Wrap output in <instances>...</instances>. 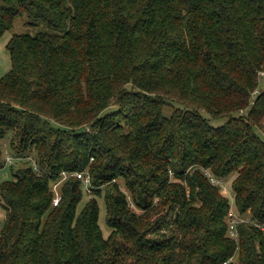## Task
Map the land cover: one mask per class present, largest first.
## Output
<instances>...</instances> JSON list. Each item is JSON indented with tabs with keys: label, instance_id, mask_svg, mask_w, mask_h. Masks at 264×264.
<instances>
[{
	"label": "trees",
	"instance_id": "16d2710c",
	"mask_svg": "<svg viewBox=\"0 0 264 264\" xmlns=\"http://www.w3.org/2000/svg\"><path fill=\"white\" fill-rule=\"evenodd\" d=\"M23 15L0 141L40 173L0 183V264H264V0H0V35Z\"/></svg>",
	"mask_w": 264,
	"mask_h": 264
},
{
	"label": "rangeland",
	"instance_id": "374dc122",
	"mask_svg": "<svg viewBox=\"0 0 264 264\" xmlns=\"http://www.w3.org/2000/svg\"><path fill=\"white\" fill-rule=\"evenodd\" d=\"M26 22V17L25 15L23 16H18L15 18L13 25L10 29L6 30L2 35H0V78H2L10 69L11 66V62H10V58H9V54L5 48L6 43L8 42V40L11 38V36L13 34H18V33H23V32H32L31 30H29L31 27L28 26L27 24H25ZM259 78L261 80V83L259 84V89H262L264 84V73L259 75ZM213 123L215 125L221 124L222 121L220 120H215L213 121ZM256 134L262 139L264 140V120L262 121L261 124V128H254ZM11 132H8L6 136H4L2 138L1 142V168H0V183L3 181H8V180H13L14 176H13V172L19 170V169H23L29 165L32 164V160H35V156L36 153L34 150L31 151H24V153H13L12 149L9 146V141H10V137H11ZM10 156L13 157V160L11 163H5V157L6 156ZM30 158V159H28ZM234 175H231L229 177H227L225 179V181H221V192L222 194H224L225 196L229 197L231 196V190H230V183L232 181V179L234 178ZM118 185L119 188L125 192L128 195V191L125 188L124 184L122 183V181H118ZM60 185L57 187V190H59ZM103 189L102 192H104L106 186H102L101 187ZM82 199L78 205V210H80V208H82L84 206V204L86 203V201L89 198V195L91 194V190H89V192H85V187L82 186ZM232 197V196H231ZM97 199V203H98V208H99V214H98V225L102 231L103 237L107 238L111 229L106 225V217H105V205H104V199L103 196L100 197H96ZM230 204H233L232 199L230 200ZM132 207V206H131ZM136 211H138L135 207H133ZM231 212H233V214H235L239 219H236V216L234 217H227V222L233 223L236 225V222H244L247 221L249 218V214L245 215V216H239L237 214V212L234 209V206L230 207ZM139 212V211H138ZM4 217H5V212L4 209L2 207V200L0 198V225L3 224L4 221ZM235 221H233V220ZM231 235V234H230ZM236 263V262H235Z\"/></svg>",
	"mask_w": 264,
	"mask_h": 264
},
{
	"label": "built area",
	"instance_id": "2783aa9c",
	"mask_svg": "<svg viewBox=\"0 0 264 264\" xmlns=\"http://www.w3.org/2000/svg\"><path fill=\"white\" fill-rule=\"evenodd\" d=\"M263 73H261V74H263ZM28 159H30V158H28ZM12 160H13V157H10V156L7 155L5 157V163H4V165L6 163H11ZM31 166H32V168H33L34 171L40 173V168H39V166H38V164H37V162L35 160H32ZM206 174L208 176H210L209 173L206 172ZM70 177H76L77 179H80L81 182H82V184H83V186L85 187L86 192H89L90 185H91V181H90V177H89V174L88 173H86L84 171H77V172H75V171H73V172H65V171H62L60 173V176H59L58 180L55 181L52 184V190L54 192V196H53V200H52L53 206H56L58 204L59 200H60V193H59V190H57V187L59 185H61V183H63L65 180H67ZM210 178H211V181H213L214 183H220L218 180L214 179L213 177L210 176ZM234 216H236V215L233 214V212L230 211L228 217H231L232 218ZM238 219L239 218L236 216V219L235 220H238ZM235 220H233V221H235ZM237 223L238 222H236V224ZM227 224H228V236L230 238L236 239L237 238V228H236V225L233 224V223H230L229 224L228 222H227Z\"/></svg>",
	"mask_w": 264,
	"mask_h": 264
}]
</instances>
